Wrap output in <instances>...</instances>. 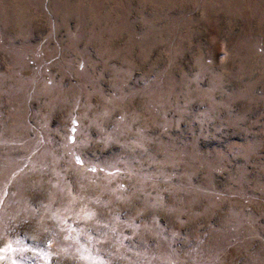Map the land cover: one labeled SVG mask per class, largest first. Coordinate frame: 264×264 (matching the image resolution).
Masks as SVG:
<instances>
[{
  "label": "rangeland",
  "instance_id": "obj_1",
  "mask_svg": "<svg viewBox=\"0 0 264 264\" xmlns=\"http://www.w3.org/2000/svg\"><path fill=\"white\" fill-rule=\"evenodd\" d=\"M0 264H264V0H0Z\"/></svg>",
  "mask_w": 264,
  "mask_h": 264
},
{
  "label": "snow or ice",
  "instance_id": "obj_2",
  "mask_svg": "<svg viewBox=\"0 0 264 264\" xmlns=\"http://www.w3.org/2000/svg\"><path fill=\"white\" fill-rule=\"evenodd\" d=\"M77 163H79V161H77Z\"/></svg>",
  "mask_w": 264,
  "mask_h": 264
}]
</instances>
